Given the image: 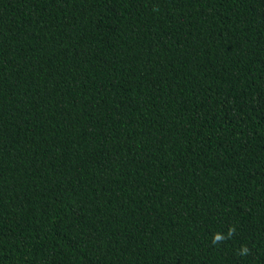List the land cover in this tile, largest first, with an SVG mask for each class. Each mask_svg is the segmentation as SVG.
<instances>
[{
	"label": "trees",
	"instance_id": "16d2710c",
	"mask_svg": "<svg viewBox=\"0 0 264 264\" xmlns=\"http://www.w3.org/2000/svg\"><path fill=\"white\" fill-rule=\"evenodd\" d=\"M0 264H264V0H0Z\"/></svg>",
	"mask_w": 264,
	"mask_h": 264
},
{
	"label": "clouds",
	"instance_id": "9594fccd",
	"mask_svg": "<svg viewBox=\"0 0 264 264\" xmlns=\"http://www.w3.org/2000/svg\"><path fill=\"white\" fill-rule=\"evenodd\" d=\"M232 231H234V230L230 229V232H232ZM222 239H223L222 235L219 234V233H217V234H214L213 241L212 242H213V244H215L216 242L221 241ZM247 251H248L247 248H244L242 250V253L241 254H246Z\"/></svg>",
	"mask_w": 264,
	"mask_h": 264
}]
</instances>
